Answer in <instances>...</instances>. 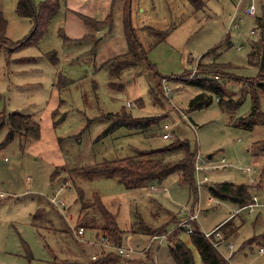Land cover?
Here are the masks:
<instances>
[{
    "label": "rangeland",
    "instance_id": "374dc122",
    "mask_svg": "<svg viewBox=\"0 0 264 264\" xmlns=\"http://www.w3.org/2000/svg\"><path fill=\"white\" fill-rule=\"evenodd\" d=\"M41 1L32 0L36 7ZM17 3L0 0L11 41L30 35L34 26L30 17L18 14ZM250 3L61 0L62 7L79 10L85 19L97 23L94 36L68 38L65 27L72 21L66 19L62 8L28 45L8 54L0 50V113H26L38 125V136L17 133L7 145L2 144L10 128L7 118L0 126V190L5 193L0 198V264H152L154 259L175 264L166 243L158 251L153 247L151 257H136L147 252L150 230L166 225L173 231V215L182 218L187 214L184 210H192L194 204L195 210L199 209L194 222L202 231L212 230L230 214L235 216V221L219 224L235 244L232 254L228 243L219 247L231 264H264L261 214L256 217L255 211L219 199L210 189L213 183L223 181L251 184L253 178L256 186L250 185V192L264 202V149L254 146L255 141L264 139V123L253 130L235 126L231 113L215 98L206 107L190 110V100L203 89L183 76L196 68H209L207 73L214 76L213 71L220 68L225 96L238 98L243 82L226 73L245 78L259 72L248 62V53L260 35L256 16L264 15V0H254L256 15L248 12ZM127 28L134 30L138 40L132 37L140 47L137 54L128 56ZM212 47L214 51L205 54ZM121 55L116 78L111 70L116 63L111 61ZM66 78L71 83L64 86ZM112 81L116 87L110 85ZM165 86L172 88L169 95ZM259 105L257 119L264 117V93H259ZM124 106L134 116L155 115L159 119L145 129L120 125L103 134L109 125L104 115ZM250 108L248 95L234 116H246ZM165 123L170 125L169 139L161 134ZM173 135L189 140L196 152L195 166L203 165V159L209 165L195 169L198 195L190 184L180 182L178 173L169 174L162 183L146 181L141 187L128 188L113 176L87 178L75 171L162 147ZM209 153L212 158L207 157ZM181 156L165 155L166 159ZM68 178L72 186L63 185ZM54 194L64 201L65 209L50 200ZM94 194L116 214L124 233H132L136 254L125 257L115 251L119 256L115 260L92 258L110 249L99 245L104 220L93 205ZM254 217L259 219L257 227ZM79 223L86 225L80 238L75 233ZM122 244H127V239ZM193 249L196 264H201Z\"/></svg>",
    "mask_w": 264,
    "mask_h": 264
},
{
    "label": "trees",
    "instance_id": "16d2710c",
    "mask_svg": "<svg viewBox=\"0 0 264 264\" xmlns=\"http://www.w3.org/2000/svg\"><path fill=\"white\" fill-rule=\"evenodd\" d=\"M191 1L195 5H198L201 0ZM60 7L61 0H42L38 7L35 6L32 0H18V14L30 17L34 22L30 35L18 41H11L7 36L6 30L8 21L3 11L0 10V50H3L8 54L28 45L29 42L33 41L32 38L36 33L41 32L43 29L46 30L44 26L49 23V19L58 12ZM85 20L93 22L88 18ZM125 20L128 22V17L126 15ZM95 24L97 25V23ZM256 24V28L260 30V35L252 42L251 50L248 53V62L251 65L258 67L259 72L257 76L242 78L236 77L233 73L227 72L226 75L228 77L240 78V82H243L240 95L238 98H235L233 95L227 94L228 96H225L226 91L219 82L221 77L220 68L213 71L214 76L207 73L209 72V68H203L204 70H198L196 68L193 75H191L193 70L186 73V75L183 76L188 83L199 86L203 89L202 92L196 94L190 100V110L206 107L210 105L215 98L220 102L224 109L231 113L230 115L232 116L233 124L235 126L253 130L257 124L264 123V117L257 119L261 112L259 93H264V15L256 16ZM132 34L136 38L134 30L127 28L129 42V51L126 53L127 56L129 54H135L140 50L139 43L137 42L138 39L136 38L137 40L135 42V38L132 37ZM214 49V47L210 48L205 54L211 53ZM143 53H145V51ZM123 56L124 55L116 57L115 61H111L116 63V66L111 70L117 76L120 75L119 70L121 65L119 62H121L120 58ZM215 75H219V78H216ZM70 83L71 80L67 79L63 85L65 86ZM115 84V81L110 82L111 86L116 87ZM248 95L251 97V108L249 113L246 116L236 118L234 114L240 109V106L245 102ZM1 116H3V118H0V126L5 118H8L10 126L7 135L2 142L3 145H7L17 133L25 135L35 134L38 136V125L32 120L29 114L14 111L8 115L1 113L0 117ZM104 116L108 119L109 125L103 131V134L110 133L120 125L145 129L159 119V116L155 115L134 116L125 106L120 111L108 112ZM173 137L162 147L152 150H144L138 155L106 159L88 166L76 168L75 171L83 173L87 178H92L98 174L113 176L128 188L141 187L146 181L162 183L169 174L178 173L180 175V182L182 184H190L194 194L198 195L199 187L195 182L196 152L192 150L188 139H181L174 135ZM254 146L258 149H264V139L255 141ZM171 153H182V156L178 159H166L165 155ZM250 185L251 184L244 182L223 181L213 183L210 186V189L215 197L236 202L240 204V207H244L253 200V195L250 192ZM252 186H256V183ZM82 195L83 191H81L80 196ZM94 195L95 201L93 202V205L98 208L104 220V223L100 225L102 235L109 236L111 241L115 244H121L124 231L118 225L116 214L107 208L99 195ZM194 205L192 210L189 211H195ZM86 206L87 205H84L83 209L86 208ZM257 214L256 217H258L261 212L257 211ZM180 219V217L178 218L177 215H174L171 221L174 223V226H176ZM80 225L86 226L82 223H79V226ZM192 226L194 229L193 232L190 233L191 241L198 249L204 264H231L230 260L223 255L220 248L215 246L212 240L204 234V231L201 230L197 222L193 221ZM184 231H186L185 227L178 226L175 227L173 231L169 232L168 226L164 225L150 230V233H166V244L169 248L171 257L176 264H196L192 249L180 238V234ZM119 256L115 255L114 252L108 254L103 253L97 260H115L116 258H119Z\"/></svg>",
    "mask_w": 264,
    "mask_h": 264
},
{
    "label": "built area",
    "instance_id": "2783aa9c",
    "mask_svg": "<svg viewBox=\"0 0 264 264\" xmlns=\"http://www.w3.org/2000/svg\"><path fill=\"white\" fill-rule=\"evenodd\" d=\"M240 1V0H239ZM248 12L251 15H256L257 13V7L254 3V0H251V3L248 6ZM253 33L256 32L255 29L252 30ZM241 46H239L240 48ZM195 72H193L191 75H193ZM216 78H219V75H215ZM167 95H169L172 92V88L169 86H165ZM218 99V97H217ZM192 127L196 130V125L192 124ZM162 137L164 139H169L171 138L172 134L170 133V125L168 123H165L163 125L162 131H161ZM197 157L201 158L199 156V154L197 153ZM204 164L200 165V164H196L195 169H199L200 167H207L209 166L208 164L205 163V160L203 159ZM246 169L251 171L250 167H247ZM207 179V177H206ZM255 179L252 178L251 180V185H254ZM66 186H72V180L70 178L66 179L64 184ZM155 185H152V188H154ZM5 195V193L3 191H0V198H2ZM57 208L59 209H65L66 204L64 203L63 200H60L57 197V194H54L53 197H51L50 199ZM245 208L250 209L251 211H260L261 212V216L262 218H264V202L259 201V197L257 194H255L253 196V200L251 202H249L247 205L244 206ZM184 213H187L185 215H182L183 217L180 219V221L178 222L177 226L181 227H185L186 232L188 233H192L193 232V226L190 223V221H195L198 219L199 217V209L195 210V211H189V210H184ZM220 226L218 225L216 227H214L212 230L210 231H204V234L210 238L212 240V242L214 243L215 246L220 247L222 245V243L225 241V237L223 232L220 230ZM85 232V227L80 225L75 229V233L76 236H78V238L82 237V235ZM103 238L99 239V245L104 247V248H110L109 250H115L117 251L120 255H123L125 257H129L131 256L134 252H136L135 248L130 244V239L131 237L128 235L127 236V244H115L111 241L110 237L107 235H102ZM167 235L166 233H153L150 235L149 241H148V245H147V250L152 246L153 242H158L161 243L164 239H166ZM229 247L231 249L234 248V243L232 242H228ZM261 251H263V248L260 249ZM99 256L97 255H93L92 258L93 259H98Z\"/></svg>",
    "mask_w": 264,
    "mask_h": 264
},
{
    "label": "crops",
    "instance_id": "0c3cea01",
    "mask_svg": "<svg viewBox=\"0 0 264 264\" xmlns=\"http://www.w3.org/2000/svg\"><path fill=\"white\" fill-rule=\"evenodd\" d=\"M128 1H130V0H126V2H128ZM62 8H64L65 9V15H66V19L69 21V19H71V23H72V25H68V26H66L65 27V33H66V36L68 37V38H70V39H82V38H86V37H92V36H94L93 35V31H98V29H97V27L95 26L96 24H93L92 22H90V21H87V20H85V18H84V16H83V14L81 13V12H79V10H75L74 8H71V7H68V6H64L63 5V7H62V4H61V7H60V9H62ZM59 9V10H60ZM59 10H58V12H59ZM83 16V17H82ZM124 17H125V15H124ZM101 37H103V35L101 36ZM18 51V50H17ZM21 60V59H20ZM116 78H119V76H117ZM1 114V113H0ZM6 119V118H5ZM7 120H8V118H7ZM151 188H152V185H151ZM155 188V187H154ZM153 188V189H154ZM1 189V188H0ZM0 191H2V190H0ZM231 215L232 214H230V217H228V218H226V219H224L222 222H220L219 224H221V223H224L226 220L227 221H230L231 222V220L232 221H235L234 220V218H235V216L233 215L232 217H231ZM174 216V215H173ZM177 217H178V215H177ZM230 219V220H229ZM256 219H258V218H256V217H254V225L257 227L258 226V222H257V220ZM263 219V221H264V218H262ZM242 219H240L239 221H241ZM259 220V219H258ZM171 221V220H170ZM218 224V225H219ZM159 226V225H158ZM217 226V225H216ZM85 228H86V226H84ZM157 227V226H156ZM155 227V228H156ZM173 227H178L177 226V224H176V226H174L173 225ZM173 227H171V229L172 230H174L175 228H173ZM223 232V231H222ZM85 233V232H84ZM223 234H224V237H225V241L222 243V245L223 244H227L228 242H231V240H230V238L232 237L230 234H228V233H226V232H223ZM130 236L131 237V239H130V244L132 245V238H134L133 237V235H132V233H123V239H122V241H124L125 239H127V236ZM150 235H151V233H150ZM150 235H149V237H148V240H147V242H146V244L148 243V241H149V238H150ZM78 237V236H77ZM252 237V236H251ZM180 238L192 249V252H193V255H194V249L193 248H195L196 249V252H197V255L199 256V258H200V263L201 264H204L203 263V261H202V258H201V255H200V253H199V251H198V249L196 248V246L193 244V242L191 241V236H190V233H188V232H186V231H184V232H182L181 234H180ZM250 238V237H249ZM136 239V238H135ZM128 240V239H127ZM137 241H139V242H142L141 241V238H138V239H136ZM165 240L166 239H164L161 243H158V242H153V244H152V246L148 249V250H146L147 252L146 253H137V254H140L139 255V257H136L137 259H141V255L142 256H145V255H148V257H151L152 256V248L154 247L155 249H156V251H158L159 249H160V247H161V245L162 244H165L166 242H165ZM230 240V241H229ZM85 243H88V244H91V245H93L92 243H89V242H85ZM145 243V242H144ZM233 243V242H232ZM234 247H235V244H234ZM111 252H115V250H108V252H107V254L108 253H111ZM232 252H235V250H234V248L233 249H231V254H232ZM157 253V252H156ZM134 254H136V253H134ZM119 255V254H118ZM170 255V254H169ZM170 257H171V255H170ZM172 258V257H171ZM154 259V258H153ZM194 259H195V257H194ZM172 260H173V258H172ZM156 261V262H155ZM154 262L155 263H152V264H163L162 262H160L159 260H156V259H154ZM173 262L175 263V261L173 260ZM195 262H196V260H195ZM176 264V263H175Z\"/></svg>",
    "mask_w": 264,
    "mask_h": 264
},
{
    "label": "water",
    "instance_id": "95a60500",
    "mask_svg": "<svg viewBox=\"0 0 264 264\" xmlns=\"http://www.w3.org/2000/svg\"><path fill=\"white\" fill-rule=\"evenodd\" d=\"M207 157L208 158H212L213 157V153H209Z\"/></svg>",
    "mask_w": 264,
    "mask_h": 264
}]
</instances>
